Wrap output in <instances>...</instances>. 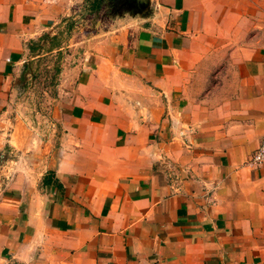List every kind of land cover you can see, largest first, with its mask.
I'll list each match as a JSON object with an SVG mask.
<instances>
[{
  "label": "crops",
  "instance_id": "1",
  "mask_svg": "<svg viewBox=\"0 0 264 264\" xmlns=\"http://www.w3.org/2000/svg\"><path fill=\"white\" fill-rule=\"evenodd\" d=\"M83 3L0 0V264H264V0ZM71 25L36 140L6 84Z\"/></svg>",
  "mask_w": 264,
  "mask_h": 264
},
{
  "label": "rangeland",
  "instance_id": "2",
  "mask_svg": "<svg viewBox=\"0 0 264 264\" xmlns=\"http://www.w3.org/2000/svg\"><path fill=\"white\" fill-rule=\"evenodd\" d=\"M85 1L86 3H83L79 16L82 21H88V25L92 28L99 21L116 16V13H113L106 2L103 3L102 1L100 7H97L93 6V0ZM72 25L68 29H64L65 32L60 34L56 42H50L49 44L50 47H54L66 39V42L61 44L62 48L60 50L51 51L47 47L34 50L39 56L32 59L27 56L6 84L8 91L6 102L11 107L10 110H12L14 116L17 115L20 132L26 134L27 129H29L35 133L36 140L49 137L50 128H54V125H52L54 121L52 109L58 97L60 72L64 65L66 66L74 57L75 47L70 46V44L74 42L73 35L76 36V33L72 30L74 29ZM78 38L80 37L78 36ZM10 112L7 114L9 115ZM6 117L9 120L8 116ZM8 128H11V125H8ZM11 149L12 147L6 144L0 151V169L13 156Z\"/></svg>",
  "mask_w": 264,
  "mask_h": 264
},
{
  "label": "trees",
  "instance_id": "3",
  "mask_svg": "<svg viewBox=\"0 0 264 264\" xmlns=\"http://www.w3.org/2000/svg\"><path fill=\"white\" fill-rule=\"evenodd\" d=\"M102 1L103 3L106 2L107 6H110L113 13H116L115 15H119L132 7V3L134 0H93V6L100 7Z\"/></svg>",
  "mask_w": 264,
  "mask_h": 264
},
{
  "label": "built area",
  "instance_id": "4",
  "mask_svg": "<svg viewBox=\"0 0 264 264\" xmlns=\"http://www.w3.org/2000/svg\"><path fill=\"white\" fill-rule=\"evenodd\" d=\"M248 162L251 165H259L261 163H264V138L262 139L258 147L254 150V152L251 154Z\"/></svg>",
  "mask_w": 264,
  "mask_h": 264
},
{
  "label": "water",
  "instance_id": "5",
  "mask_svg": "<svg viewBox=\"0 0 264 264\" xmlns=\"http://www.w3.org/2000/svg\"><path fill=\"white\" fill-rule=\"evenodd\" d=\"M149 0H134L132 7L123 13L135 14L138 12H145L148 6Z\"/></svg>",
  "mask_w": 264,
  "mask_h": 264
}]
</instances>
